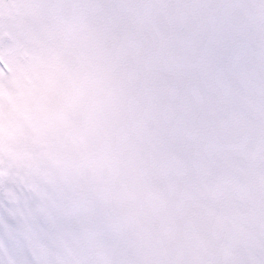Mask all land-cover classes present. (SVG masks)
Listing matches in <instances>:
<instances>
[{
	"label": "snow or ice",
	"instance_id": "snow-or-ice-1",
	"mask_svg": "<svg viewBox=\"0 0 264 264\" xmlns=\"http://www.w3.org/2000/svg\"><path fill=\"white\" fill-rule=\"evenodd\" d=\"M0 264H264V0H0Z\"/></svg>",
	"mask_w": 264,
	"mask_h": 264
}]
</instances>
